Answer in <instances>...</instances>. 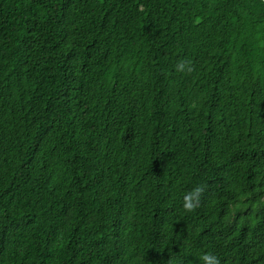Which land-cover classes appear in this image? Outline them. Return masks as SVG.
<instances>
[{
	"label": "trees",
	"instance_id": "trees-1",
	"mask_svg": "<svg viewBox=\"0 0 264 264\" xmlns=\"http://www.w3.org/2000/svg\"><path fill=\"white\" fill-rule=\"evenodd\" d=\"M206 252L264 264V0H0V264Z\"/></svg>",
	"mask_w": 264,
	"mask_h": 264
},
{
	"label": "clouds",
	"instance_id": "clouds-1",
	"mask_svg": "<svg viewBox=\"0 0 264 264\" xmlns=\"http://www.w3.org/2000/svg\"><path fill=\"white\" fill-rule=\"evenodd\" d=\"M176 71L182 74H192L196 71L195 66L190 61H182L176 65ZM205 185H196L182 196V206L186 213H194L200 208L204 194ZM199 264H221L220 258L213 252L201 253L198 256Z\"/></svg>",
	"mask_w": 264,
	"mask_h": 264
}]
</instances>
